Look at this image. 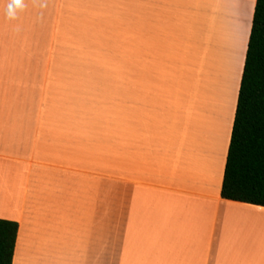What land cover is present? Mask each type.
I'll use <instances>...</instances> for the list:
<instances>
[{"label":"crops","instance_id":"1","mask_svg":"<svg viewBox=\"0 0 264 264\" xmlns=\"http://www.w3.org/2000/svg\"><path fill=\"white\" fill-rule=\"evenodd\" d=\"M6 3L0 219L18 224L12 264H264V207L221 197L257 0H24L14 20ZM147 8L173 9L182 66L126 62L122 41L137 40Z\"/></svg>","mask_w":264,"mask_h":264},{"label":"trees","instance_id":"2","mask_svg":"<svg viewBox=\"0 0 264 264\" xmlns=\"http://www.w3.org/2000/svg\"><path fill=\"white\" fill-rule=\"evenodd\" d=\"M221 197L264 207V0H257ZM18 224L0 219V264H12Z\"/></svg>","mask_w":264,"mask_h":264},{"label":"rangeland","instance_id":"3","mask_svg":"<svg viewBox=\"0 0 264 264\" xmlns=\"http://www.w3.org/2000/svg\"><path fill=\"white\" fill-rule=\"evenodd\" d=\"M145 17V24L142 26L138 34L139 36L135 34V37L138 41H122L123 44L125 43L127 46L130 47V54L129 57H126V62L130 64L143 63L146 65L147 69L153 68L158 70L169 67L173 69V61L179 66L185 64L186 55L173 56V9L147 8ZM114 43L116 44L117 40H114ZM137 47L140 48L139 55L133 54V52H137ZM201 48L202 56H204V59L202 58L203 63L201 62L202 68L207 69L210 48H207L204 45ZM108 58L109 57L99 55L97 57V61L99 63H121L122 61L125 62L122 57L114 56L110 60ZM190 65L192 66V64ZM229 66L230 65L227 64V76L230 73L228 72ZM179 73L180 72H158V74L160 75L171 74L173 75L174 80L178 79L177 77ZM203 83L201 82L202 87L200 85L194 89L189 88L190 91L193 92V98H195V101H197V103L201 98L200 96H198V92L200 91L201 94L204 92Z\"/></svg>","mask_w":264,"mask_h":264},{"label":"clouds","instance_id":"4","mask_svg":"<svg viewBox=\"0 0 264 264\" xmlns=\"http://www.w3.org/2000/svg\"><path fill=\"white\" fill-rule=\"evenodd\" d=\"M40 6H44V0H40ZM24 8V0H7L4 13L7 19L14 20L17 13Z\"/></svg>","mask_w":264,"mask_h":264},{"label":"bare ground","instance_id":"5","mask_svg":"<svg viewBox=\"0 0 264 264\" xmlns=\"http://www.w3.org/2000/svg\"><path fill=\"white\" fill-rule=\"evenodd\" d=\"M209 44H211V43H209ZM224 50H225V49H224ZM215 55H216V54H215ZM213 56H214V55H213ZM208 58L210 59V63H209V65L212 64V62H213L212 60H216V59H213L212 55H211V58H210V56H209ZM211 59H212V60H211ZM213 63H214V62H213ZM213 66H215V64L211 66V70H209V73H208V74H212V73H214L215 70H213V69H214ZM209 67H210V66H209ZM208 74H207V75H208ZM232 77H234V76H232ZM226 78H227V77H226ZM234 78H235V77H234ZM230 80H231V78H230ZM232 81H236V79H234V80H232ZM209 83H210V82H209ZM230 85H231V84H230ZM229 87H230V86H229ZM210 88H211V87H210ZM237 88H238V87H237ZM228 89H229V88H228ZM230 90H232V89L227 90V94H229V91H230ZM233 90H234V89H233ZM233 90H232V91H233ZM227 96H228V95H227ZM232 96H233V95H232ZM232 96H228V97H230V99H232ZM227 99H228V98H227ZM228 100H229V99H228Z\"/></svg>","mask_w":264,"mask_h":264}]
</instances>
